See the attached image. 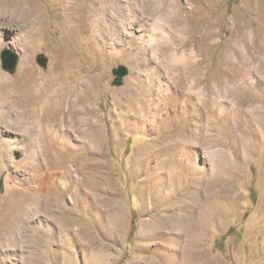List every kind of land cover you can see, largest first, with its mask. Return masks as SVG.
Segmentation results:
<instances>
[{
	"label": "rangeland",
	"instance_id": "obj_1",
	"mask_svg": "<svg viewBox=\"0 0 264 264\" xmlns=\"http://www.w3.org/2000/svg\"><path fill=\"white\" fill-rule=\"evenodd\" d=\"M1 6L0 264H264V0Z\"/></svg>",
	"mask_w": 264,
	"mask_h": 264
},
{
	"label": "bare ground",
	"instance_id": "obj_2",
	"mask_svg": "<svg viewBox=\"0 0 264 264\" xmlns=\"http://www.w3.org/2000/svg\"><path fill=\"white\" fill-rule=\"evenodd\" d=\"M0 8H2L4 10H10L12 7L11 6H8V7L1 6ZM13 12H14V14L22 15L23 18L27 21L29 27L37 26L38 23L37 22H34L31 19L33 14L30 11L26 10L23 7L22 4H19V2H18L17 6H16V8L14 9ZM0 15L3 18H5L3 12L1 11V9H0ZM3 18L2 19L0 18V22H3ZM150 31L152 32L153 35L159 34L161 32V25H159V24L153 25L151 27ZM154 42H155L154 36L153 37H150L149 40H148V43L149 44L147 45V47H151L152 46L151 44L154 43ZM58 70H59V68H58ZM70 99L71 98H69L68 100H70ZM65 103H63V105ZM73 109H75V108H70V110L68 111V114H70L73 111ZM58 110L59 111L57 113H55L56 114V117L54 118V120H51L50 122H48L47 124H45V126H43V130H44V133H45L44 141L45 142H49L51 144H52L53 140H55L53 137H55V136L57 137V133H58L57 132V127H59V125H60L59 116L62 114L61 111H60L61 110V105L59 106ZM56 140H57V138H56ZM85 182H86V180L84 178L82 181L73 180L71 182V184H72V186H78V185H80V186L82 185L83 186V185H85Z\"/></svg>",
	"mask_w": 264,
	"mask_h": 264
},
{
	"label": "water",
	"instance_id": "obj_3",
	"mask_svg": "<svg viewBox=\"0 0 264 264\" xmlns=\"http://www.w3.org/2000/svg\"><path fill=\"white\" fill-rule=\"evenodd\" d=\"M2 61H3V68L10 72V73H14L17 67V62H18V58L17 55L11 53L9 50H6L2 53ZM37 62L39 65H41L42 67H46L47 66V58L43 55H40L37 58ZM127 74V71L125 69H122L119 73V75L121 77L125 76Z\"/></svg>",
	"mask_w": 264,
	"mask_h": 264
},
{
	"label": "trees",
	"instance_id": "obj_4",
	"mask_svg": "<svg viewBox=\"0 0 264 264\" xmlns=\"http://www.w3.org/2000/svg\"><path fill=\"white\" fill-rule=\"evenodd\" d=\"M132 226H133V228H132V231L134 232V230H135V222H134V220L132 221Z\"/></svg>",
	"mask_w": 264,
	"mask_h": 264
}]
</instances>
